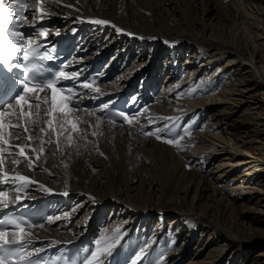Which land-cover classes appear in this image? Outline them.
I'll return each mask as SVG.
<instances>
[{
    "label": "bare ground",
    "instance_id": "1",
    "mask_svg": "<svg viewBox=\"0 0 264 264\" xmlns=\"http://www.w3.org/2000/svg\"><path fill=\"white\" fill-rule=\"evenodd\" d=\"M30 7L59 30L86 22L81 41L116 61L100 90L128 87L143 67L139 78L161 91L127 124L72 111L76 131L59 138L48 122L56 126L63 116L49 118V103L33 105L12 133L25 157L6 151L2 171L28 177L31 197L62 196L54 198L60 210L26 235L46 244L76 239L85 248L88 241L93 251L110 249L100 253L105 262L264 264V0H41ZM149 45L156 58L166 55L163 70L139 56ZM170 210L176 215L167 222ZM194 241L182 263L178 249Z\"/></svg>",
    "mask_w": 264,
    "mask_h": 264
},
{
    "label": "snow or ice",
    "instance_id": "2",
    "mask_svg": "<svg viewBox=\"0 0 264 264\" xmlns=\"http://www.w3.org/2000/svg\"><path fill=\"white\" fill-rule=\"evenodd\" d=\"M14 5L9 3L7 5L8 9H13ZM41 16H43V13L41 12ZM20 18L17 17L16 22H19ZM94 23L96 24H108L109 21L107 20H102V19H97L94 21ZM0 24H3V20L0 19ZM117 31H121L120 29H117ZM41 35H45L44 33H41ZM18 36H22L21 33H17V32H9L8 33V38L7 40H5L3 38V33L0 32V64H4V65H8V69L9 71H11V60L13 57H15L17 55V37ZM22 43V40L20 41ZM22 59L27 62L29 61V51L27 49L24 50V55L22 57ZM39 59L41 60H47V59H51L50 56L45 55L43 57H40ZM43 71V66L42 65H38V64H31L30 66H26L23 69V75H24V81H28V82H24L23 83V92L19 95H17L15 97L16 103L20 104L21 106H23V104L27 103V101L25 100V95L28 92L31 91H40L41 90V86L39 84H33L30 86V81H32L31 77H30V73H41ZM68 78L66 72H58L56 73V78L57 80H59L60 78ZM44 88L47 89H51L52 92L54 93L53 95V105H54V111L59 110L60 112L63 113V119H57V125L53 126L52 122L49 121V128L52 129L53 131L57 130L58 127V131H57V136L59 137H63L66 131V125L67 124H71V131L75 132L76 131V124L72 123L70 119H68V114L72 112V108L69 107L67 101L70 100L69 96H62L61 100L59 102V104L56 103V97H55V93L57 91L63 92L64 89H58L56 87V82L53 81L52 79H48L47 83L43 85ZM84 88H89L90 85L89 84H84L83 85ZM96 91H99V89H97ZM9 107H11V105H9ZM2 115V114H0ZM21 116L24 115L23 112H21L20 114ZM124 119L127 120L128 117L124 116ZM7 127L12 128L14 126L12 125H8ZM4 128V125H0V133H2ZM29 130V128L26 126L24 131L27 132ZM167 130V129H165ZM45 130L42 128L41 132H44ZM21 137H17V139H20ZM161 136L159 134H157V139H160ZM31 139V137H30ZM69 139H71V137L69 136ZM169 144H172L174 141L169 139L166 141ZM0 143L2 144H7L8 147H12V145L8 144V141L4 140L3 135H0ZM44 149L41 148V152H43ZM19 153L21 157H25V148L24 147H19ZM9 155H13V153H9ZM102 155V153H101ZM29 167H34L31 164V161L29 160ZM4 179H12V180H19L21 182L27 183L28 181V177L20 175V176H16V177H7L6 175L4 176ZM20 189L17 188V191H19ZM68 193L65 192L64 195H67ZM7 194L5 192L0 191V202H3L4 199H6ZM17 201H19L20 197L17 196L16 197ZM0 223H4L3 221H0ZM7 223L10 224H14L15 228L18 229V231H15L12 233L13 239H7L8 237V232L6 231H0V264H15V261L13 260H9L8 256H16L19 253L16 252H12L11 251V246L14 245H19L22 244L23 241V237L26 235L24 232L23 227L21 226L22 222H16L15 220H10L7 221ZM101 252H109L110 253V249H97L96 251H92L91 253V257L92 260L88 261L87 264H92V261H98L100 253ZM27 257L26 256H21V260H26Z\"/></svg>",
    "mask_w": 264,
    "mask_h": 264
},
{
    "label": "rangeland",
    "instance_id": "3",
    "mask_svg": "<svg viewBox=\"0 0 264 264\" xmlns=\"http://www.w3.org/2000/svg\"><path fill=\"white\" fill-rule=\"evenodd\" d=\"M151 47H152V46H150V45L147 46V47L144 49L143 53L140 54L139 56H141V58L144 60V61H143L144 63H145L146 61H147V62H153V63L155 64V66L161 71V70H163L164 65H166L165 62H166L167 57H166V55H164V56H162L161 59L156 58V53H157V51H156V50L151 51ZM95 50H96V49H95ZM112 53H113V52H112ZM163 54H165V52H164ZM137 55H138V52L135 53V56H137ZM109 56H111V52H110ZM131 65H132V62L129 63L128 67L131 66ZM142 68H143V67H142ZM142 68H141V69H142ZM141 69L138 70V73H139L138 78H139V76L141 75ZM145 69H146V68H145ZM144 72H145V71H143V73H144ZM166 75H167V72H166V73H163L162 76L164 77V76H166ZM142 76H144V75H142ZM162 76H161V77H162ZM144 77H146V76H144ZM138 78H136V79H138ZM146 78H147V77H146ZM160 91H161V88L159 87V90H157L156 95L160 94ZM205 119H206V117L204 116V120H205ZM110 210H111V209L107 210L106 213H109ZM173 215H176V212H174V211H172V210H170V211L167 212V216H169L167 222L170 220V218H173V217H174ZM198 230H200V229H198ZM199 233H200V232H199ZM198 237H199V235L196 234V239H197ZM179 245H180V244H179ZM194 245H195V241L192 242V243H186V244L182 247L181 250L178 249V251H177V255L180 256V257L182 258V263L188 261V260L190 259V257H192V255H193L194 252H195Z\"/></svg>",
    "mask_w": 264,
    "mask_h": 264
}]
</instances>
